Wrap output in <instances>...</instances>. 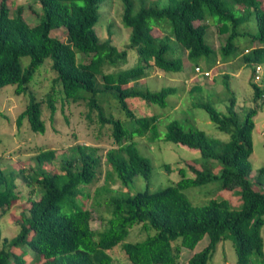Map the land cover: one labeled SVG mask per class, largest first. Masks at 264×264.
Instances as JSON below:
<instances>
[{"label":"trees","instance_id":"16d2710c","mask_svg":"<svg viewBox=\"0 0 264 264\" xmlns=\"http://www.w3.org/2000/svg\"><path fill=\"white\" fill-rule=\"evenodd\" d=\"M102 1L36 0L44 16L30 25L22 15L23 5L12 9L8 0H0V88L12 84L16 94L25 93L39 68L51 60L62 98L68 102L87 100L101 124H109L116 142L104 154L110 170L105 172L103 185L95 189L97 203H103L109 212L97 238L90 227L91 211L80 200V196H87L83 188L96 183L101 172L102 157L96 147L77 145L72 157L57 170L49 168L56 152L40 149L28 174L22 169L6 171L0 158V217L19 198L18 177L35 187L30 189L34 196L28 197L29 207L15 218L17 234L3 238L0 229V264H25L27 250L32 252L34 264H114L105 251L119 243L132 264H178L183 249L193 250L205 236L207 245L192 253L185 264H206L223 240L231 241L236 264H264V191L258 190L264 188V166L253 181L248 179L258 107L246 111L241 120L229 74L223 76L222 96L208 92L206 100L199 97L191 107L205 110L215 127L227 134V140L211 137L193 126L185 127L177 119L166 125L162 140L198 151L199 156L187 165L191 175L180 167L175 184L156 191L147 187L130 194L116 192L111 186L116 180L127 186L136 176L150 179L152 162L140 152L133 137L159 138L158 115L138 114L128 100L140 98L166 107L168 97L176 91L174 87L151 91L136 86V82L155 68L165 73L181 72L182 51L192 72L195 66L210 70L219 61L237 57L241 65L252 66L253 71L261 65L259 83L251 80L250 84L254 101L264 103V0H167L165 5L160 0H120L121 22L130 28L128 48L122 50L109 39L100 41L94 29ZM210 25L228 34L217 51L206 38ZM61 27L66 29L65 40L50 34ZM128 49H135L138 55L137 64L131 68L125 67ZM23 57L29 59L25 67L21 64ZM191 89L200 91L201 87ZM54 94L47 98L50 118L56 111ZM109 98L116 101L125 119L102 108V102ZM225 101V112L214 106ZM43 113V99L31 93L16 123L21 126L26 120L32 131L44 133ZM164 166L169 170L168 164ZM215 181H220L224 189H239V209L217 199L193 205L183 193L189 187ZM135 225L147 236L123 242Z\"/></svg>","mask_w":264,"mask_h":264},{"label":"rangeland","instance_id":"374dc122","mask_svg":"<svg viewBox=\"0 0 264 264\" xmlns=\"http://www.w3.org/2000/svg\"><path fill=\"white\" fill-rule=\"evenodd\" d=\"M160 1L162 5L167 3V0ZM8 2L12 9L17 5H23L22 15L30 25L36 24L44 16L36 0H8ZM122 13L123 5L120 0H103L98 10L97 24L94 26L100 41L109 39L120 50L127 49L130 42V28L123 26L121 22ZM253 31H256V27H253ZM50 34L53 37L65 40L66 29L63 27L53 29ZM227 37V33H220L218 27L214 25L209 26L206 34L208 43L216 51L226 42ZM185 55L186 52L182 51L184 67L181 72L165 73L155 68L152 70L151 75L146 74L145 78L136 82V86H144L151 91H157L165 86L174 87L176 91L168 97L166 107L148 104L140 98H130L128 100L130 108L136 113L158 115L157 130L159 138L150 140L147 136L133 137L140 152L150 158L152 162L151 177L146 181L141 176H136L124 187L116 180L111 185L114 191L134 194L136 191L144 190L147 187L150 191H156L173 185L180 178L178 174L180 167L186 169L187 175L192 174L187 165L188 162L193 161V158L199 156L198 151L162 140L166 125L171 120H180L185 127L193 126L204 130L211 137L227 140V134L220 132L215 127L209 120L205 110L191 108L193 102L198 100L199 97L206 100L208 92L222 96L224 74H229L228 82L235 92L236 110L241 120H244L246 111L258 107L257 114L254 116L253 151L250 156L252 170L248 175V179L253 181L258 169L264 166V103L261 100L255 102L253 98V89L250 84L251 80L254 81L252 66L241 65L239 57H237L229 62L219 61L210 70L208 76H202L192 72V65L185 59ZM28 61V57L21 58L22 66L25 67ZM137 62L138 55L135 49H128V62L125 67L131 68ZM194 86L201 87V90H192L191 88ZM59 89L60 86L55 83L51 60H46L39 68L28 84L25 93L16 94L12 84L0 88L1 164L6 171L22 169L24 174H28L32 172L35 154L40 149H53L57 157L49 168L57 170L65 159L72 157V149L77 145L96 147L98 154L102 157L101 172L96 183L83 188L87 196H80V200L82 206L91 211L90 227L95 231V238H97L98 234L104 229L109 212L103 203H97L95 189L103 185L105 172L110 170V166L105 162L104 154L108 149L115 147L116 142L109 124H101L97 111H90L87 100L65 101L59 93ZM31 93L35 95L36 99H43V120L46 125L44 133L32 131L26 120L21 126L16 123V119L25 109ZM50 93H55L56 96L54 102L56 111L52 118H50V111L47 108V98ZM213 99L215 98L213 97ZM225 104L226 101L217 102L214 106L225 112ZM102 108L110 111L114 117L126 118L113 98L104 100ZM89 112L90 118L87 117ZM165 164L169 165V170L165 168ZM16 182L19 198L0 217L1 235L3 238L8 239L15 236L19 231L18 226L15 224V218L19 217L20 213L29 207L28 197L34 196V192H30V189L35 190L34 185H28L21 177H18ZM238 190L224 189L220 186V181H215L201 186L189 187L184 189L183 193L193 205H203L211 199H217L225 200L232 208L239 209L242 201ZM258 190L264 191V188L258 187ZM146 236L147 233L142 232L139 225H135L129 229L128 236L123 242L139 241ZM261 236L264 245V224L261 228ZM207 243L208 237L205 236L193 250L183 249L178 264H185L192 253L201 250ZM27 251L25 264H34L31 261L32 252ZM105 252L112 258L114 264H132L125 258L121 243ZM236 258V252L231 241L223 240L217 245L214 254L207 260L206 264H236Z\"/></svg>","mask_w":264,"mask_h":264},{"label":"built area","instance_id":"2783aa9c","mask_svg":"<svg viewBox=\"0 0 264 264\" xmlns=\"http://www.w3.org/2000/svg\"><path fill=\"white\" fill-rule=\"evenodd\" d=\"M193 72L201 74L202 76H208L209 73H210V70H206L205 68L201 67V65H198V66H195L193 68ZM253 72H254L253 79H254L255 82H258L261 79V76H262V73H263L262 66L261 65H256Z\"/></svg>","mask_w":264,"mask_h":264},{"label":"clouds","instance_id":"9594fccd","mask_svg":"<svg viewBox=\"0 0 264 264\" xmlns=\"http://www.w3.org/2000/svg\"><path fill=\"white\" fill-rule=\"evenodd\" d=\"M211 70V69H210ZM194 73V72H193Z\"/></svg>","mask_w":264,"mask_h":264}]
</instances>
